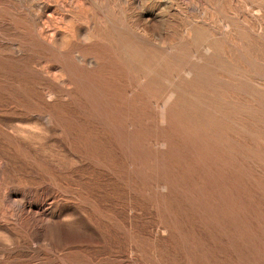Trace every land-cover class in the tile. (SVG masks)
<instances>
[{
    "label": "rangeland",
    "instance_id": "1",
    "mask_svg": "<svg viewBox=\"0 0 264 264\" xmlns=\"http://www.w3.org/2000/svg\"><path fill=\"white\" fill-rule=\"evenodd\" d=\"M0 264H264V0H0Z\"/></svg>",
    "mask_w": 264,
    "mask_h": 264
}]
</instances>
